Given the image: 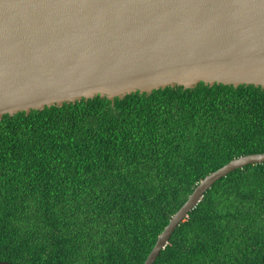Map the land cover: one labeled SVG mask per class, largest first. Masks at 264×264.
I'll use <instances>...</instances> for the list:
<instances>
[{
	"label": "trees",
	"instance_id": "obj_1",
	"mask_svg": "<svg viewBox=\"0 0 264 264\" xmlns=\"http://www.w3.org/2000/svg\"><path fill=\"white\" fill-rule=\"evenodd\" d=\"M264 153V89L200 83L0 119V262L145 264L197 186ZM154 264H264V163L220 179Z\"/></svg>",
	"mask_w": 264,
	"mask_h": 264
},
{
	"label": "water",
	"instance_id": "obj_2",
	"mask_svg": "<svg viewBox=\"0 0 264 264\" xmlns=\"http://www.w3.org/2000/svg\"><path fill=\"white\" fill-rule=\"evenodd\" d=\"M200 83L264 89V0H0V119ZM263 163L243 156L207 176L145 264L216 182Z\"/></svg>",
	"mask_w": 264,
	"mask_h": 264
}]
</instances>
